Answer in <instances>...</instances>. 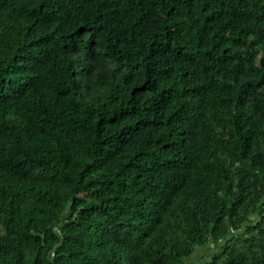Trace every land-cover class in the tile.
Masks as SVG:
<instances>
[{"label":"trees","instance_id":"1","mask_svg":"<svg viewBox=\"0 0 264 264\" xmlns=\"http://www.w3.org/2000/svg\"><path fill=\"white\" fill-rule=\"evenodd\" d=\"M185 261L264 264V0H0V264Z\"/></svg>","mask_w":264,"mask_h":264},{"label":"rangeland","instance_id":"2","mask_svg":"<svg viewBox=\"0 0 264 264\" xmlns=\"http://www.w3.org/2000/svg\"><path fill=\"white\" fill-rule=\"evenodd\" d=\"M185 264H189V263L187 261H185ZM198 264H200V262Z\"/></svg>","mask_w":264,"mask_h":264},{"label":"clouds","instance_id":"3","mask_svg":"<svg viewBox=\"0 0 264 264\" xmlns=\"http://www.w3.org/2000/svg\"><path fill=\"white\" fill-rule=\"evenodd\" d=\"M233 232V231H232Z\"/></svg>","mask_w":264,"mask_h":264}]
</instances>
